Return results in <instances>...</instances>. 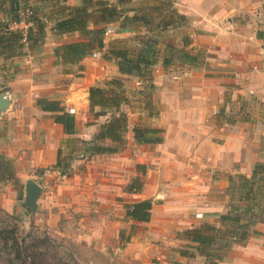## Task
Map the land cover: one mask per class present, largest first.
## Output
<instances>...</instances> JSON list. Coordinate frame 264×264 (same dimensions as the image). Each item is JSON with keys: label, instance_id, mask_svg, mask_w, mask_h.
<instances>
[{"label": "crops", "instance_id": "crops-1", "mask_svg": "<svg viewBox=\"0 0 264 264\" xmlns=\"http://www.w3.org/2000/svg\"><path fill=\"white\" fill-rule=\"evenodd\" d=\"M54 4L50 12L33 7L47 19L37 49L26 48L20 57L0 56V90L12 98L0 115V155L11 163L9 174L0 173L8 183L4 186L9 187L11 177H31L22 173L25 169L57 180L75 179L78 184L68 186L69 193L77 194L69 207L96 211L97 217L83 213L94 247L112 246L110 242L119 239L137 244L136 257L149 251L148 257L159 260L154 264L194 260L205 264L194 250L192 256L180 254L186 242L180 245L176 231L202 222L218 223L227 210L229 177L248 176L264 159V0H175V10L186 18L180 25L189 41L184 48L198 54L196 65L179 60L167 67L156 65L150 105L156 113L148 115L150 107L145 108L140 87L135 86V101L121 105L127 115L124 146L115 153L92 156L83 154L81 140H91L108 121L109 112L95 115L98 107L89 110V87L109 88L114 77L140 83L118 73L115 63L100 51L96 58L87 55L77 64H62L55 47L82 37L54 34L50 27L64 14L61 4L73 6L78 1L54 0ZM7 9L1 8L0 19L7 16ZM116 25L111 24L112 29ZM128 91L124 86V93ZM49 102L61 108L57 112L74 117L73 133H65L55 121L57 112L45 108ZM144 113L146 122L141 124ZM140 125L161 129L162 142L136 143L132 129ZM58 160L63 173L56 168ZM134 178L141 180V189L126 190ZM144 199L152 203L150 219L128 218L125 204ZM255 230L259 234L234 245L217 264H264V220ZM142 235L155 241L152 249L139 243Z\"/></svg>", "mask_w": 264, "mask_h": 264}, {"label": "trees", "instance_id": "trees-1", "mask_svg": "<svg viewBox=\"0 0 264 264\" xmlns=\"http://www.w3.org/2000/svg\"><path fill=\"white\" fill-rule=\"evenodd\" d=\"M7 1L9 4L6 12L7 20H0V56L20 57L25 55L24 49H37L43 41L44 18L33 10L34 13L27 19L32 25L28 26L23 41L19 30L8 29L11 22L20 19L19 0ZM164 1L167 0H162ZM123 3L124 0H118V5L98 0L90 5V0H80L73 6L61 4L59 10L64 14L53 22L50 30L54 34L78 33L82 39L56 46L55 55L62 64L74 65L97 49L105 60L115 63L118 73L135 77L138 82L144 84L140 87L139 94L142 95L145 108L150 107L148 115L152 116L156 113L150 106L151 96L155 90L152 67L158 64L167 67L175 60L195 66L199 56L184 48L189 43L185 36L181 38L183 47L167 43L161 52L158 32L167 28L176 29L186 20L176 10L172 12L173 16L170 14L164 18L165 20L158 21L150 29V34L140 40L136 47H131L129 40L126 39L106 45L103 35L106 27L111 24L116 23L119 31L134 30L136 24L142 27L152 24L150 15L135 12L133 8H125ZM108 83L109 88L94 85L88 89L89 110L93 111L98 107L95 115H106L109 112V119L100 126L91 140H81L82 152L86 156L115 153L122 149L126 140L127 115L121 110V105L128 103L124 84L116 77L111 78ZM45 108L50 111H61V108L52 102L45 105ZM54 119L63 125L65 133H73V116L63 111L57 112ZM132 131L136 143L157 144L163 140L162 130L158 128L140 125L134 126ZM56 168L63 173L64 168L60 167L59 160L56 161ZM9 172H11L10 161L4 155H0V173L5 175ZM0 180L2 181L1 176ZM229 181L231 184L228 189V208L219 215L218 224L202 222L198 226L181 230L178 237L186 243L184 248L180 249V254L189 253L192 256L194 254L190 251L194 250L204 258L205 262L210 261L215 264L225 260L234 245L243 244L252 234H259L255 230V225L264 220V160L256 162L248 176L237 174L230 176ZM141 187V180L134 178L126 185V190L139 191ZM151 205L149 199L127 203L124 206L125 214L132 220L148 221ZM0 248L7 254L10 264H33V261H29L33 253L30 251L32 246L26 244L25 240L19 239L15 223L0 225Z\"/></svg>", "mask_w": 264, "mask_h": 264}, {"label": "rangeland", "instance_id": "rangeland-1", "mask_svg": "<svg viewBox=\"0 0 264 264\" xmlns=\"http://www.w3.org/2000/svg\"><path fill=\"white\" fill-rule=\"evenodd\" d=\"M22 1L23 2L20 3L21 5H19L20 7L30 6L33 8L35 6L36 8L38 7L43 11L49 12L55 10L54 0ZM77 1L79 3L80 0ZM97 1L98 0H90V5L95 4ZM104 1L110 4L118 3V0ZM174 1L175 0H167L164 2H162V0H124L123 6L125 8H133L135 12L150 15L152 24H149L147 27L138 26V24H136L134 30L128 29L122 31H119L118 25H116V29L103 35L106 44L109 45L116 40L126 39L129 40L131 47H136L140 40L150 34V29L154 27L158 21L161 22L165 20L164 18H167L166 16L170 14V16H173L172 12L175 11ZM0 3V10L3 6L4 8H9L7 0H0ZM56 3L59 2L56 1ZM0 20L6 21L7 17L3 16ZM109 26L111 27V25ZM116 33H120V35ZM182 34L183 31L180 26L176 29L167 28L162 31L160 30L157 34V38L161 52L167 43L180 47ZM155 67L156 66L152 67V69L154 70ZM123 84L125 89L129 90L126 94L128 102L132 100L135 101L133 96L136 90H134V87L144 86L142 82L139 85H135L132 79L127 78L124 79ZM145 117L146 114L144 113L141 118V124L146 122V119H144ZM22 173L32 174L28 179H32L41 187H45L39 192L36 208L32 211L24 204V186L26 180L24 175L15 178L11 177L12 183H9V187L4 186L8 183L6 184L0 180V225H7V223L8 225L14 223L17 225V236L19 239L21 241L25 240L26 244L32 246L30 251L33 253L29 261H33V264H154L155 262H159L155 257H148L149 251H141L143 255L136 257L134 253H137L139 249L136 247L137 244L130 241L126 242L118 239L115 242H110L112 246L102 248L103 246L101 244H97V246L94 247V241H90V239L87 238V236L90 235L91 227H88V224H86L83 213L88 212L90 216H95L97 214L96 211L93 209L85 210L81 207L79 210H76V207H69V203H71L73 199H71V197L77 194L72 192L69 193L70 187L68 186L78 184L75 182V179L61 178L57 180L56 177L50 175L47 177L43 174H39V170L34 169H25ZM230 184L228 180V186L225 190V194L228 198L227 206L229 202L228 189ZM71 189H74V187ZM72 206H74V203H72ZM212 224L216 225L218 223ZM198 225L199 224L196 226ZM181 230L176 231L177 236ZM146 237L147 236L138 238L139 243H144V247H148L146 250L152 249L153 246H150V244L155 243V241ZM131 243L135 246H133V244L131 245ZM184 243V240L181 239L180 245L183 246ZM196 262L197 261L194 260L192 264H196ZM206 263L212 264L210 261L205 262V264ZM0 264H10L7 254L3 252L1 248Z\"/></svg>", "mask_w": 264, "mask_h": 264}, {"label": "water", "instance_id": "water-1", "mask_svg": "<svg viewBox=\"0 0 264 264\" xmlns=\"http://www.w3.org/2000/svg\"><path fill=\"white\" fill-rule=\"evenodd\" d=\"M12 104V98L7 97L4 92L0 91V115L7 110ZM24 204L32 211L35 210L41 186L32 179H27L24 186Z\"/></svg>", "mask_w": 264, "mask_h": 264}, {"label": "built area", "instance_id": "built-area-1", "mask_svg": "<svg viewBox=\"0 0 264 264\" xmlns=\"http://www.w3.org/2000/svg\"><path fill=\"white\" fill-rule=\"evenodd\" d=\"M33 13H34L33 8L30 6L20 7L18 9V15H19L20 19L18 21L11 22L8 26L9 30H19L21 32L23 41L25 40V36H26L28 26L32 25V22L27 21V19H29ZM44 22H47L46 18H44ZM112 30L113 29L110 26H108L105 29L104 34H108ZM91 55H92V57L96 58L99 56V51L94 50L91 53ZM4 94L7 97H11V94L7 91H5ZM68 111H69V113H74L73 108H70ZM198 215H200V214H196V216H198Z\"/></svg>", "mask_w": 264, "mask_h": 264}]
</instances>
